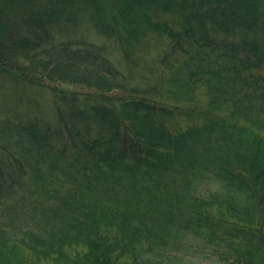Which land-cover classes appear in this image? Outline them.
I'll return each instance as SVG.
<instances>
[{"label":"trees","instance_id":"trees-1","mask_svg":"<svg viewBox=\"0 0 264 264\" xmlns=\"http://www.w3.org/2000/svg\"><path fill=\"white\" fill-rule=\"evenodd\" d=\"M0 264H264V0H0Z\"/></svg>","mask_w":264,"mask_h":264},{"label":"rangeland","instance_id":"rangeland-1","mask_svg":"<svg viewBox=\"0 0 264 264\" xmlns=\"http://www.w3.org/2000/svg\"><path fill=\"white\" fill-rule=\"evenodd\" d=\"M113 53V52H112ZM111 53V54H112ZM116 54H117V51L114 50V53L112 54L114 56V58H116Z\"/></svg>","mask_w":264,"mask_h":264},{"label":"clouds","instance_id":"clouds-1","mask_svg":"<svg viewBox=\"0 0 264 264\" xmlns=\"http://www.w3.org/2000/svg\"><path fill=\"white\" fill-rule=\"evenodd\" d=\"M215 187L219 188V184L217 183V184L215 185Z\"/></svg>","mask_w":264,"mask_h":264}]
</instances>
